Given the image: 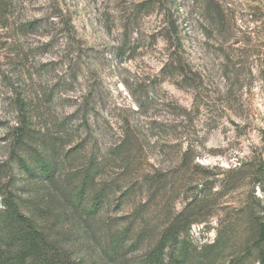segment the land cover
<instances>
[{
	"label": "rangeland",
	"instance_id": "obj_1",
	"mask_svg": "<svg viewBox=\"0 0 264 264\" xmlns=\"http://www.w3.org/2000/svg\"><path fill=\"white\" fill-rule=\"evenodd\" d=\"M8 189L78 264H152L183 211L164 264H264V0H0Z\"/></svg>",
	"mask_w": 264,
	"mask_h": 264
},
{
	"label": "trees",
	"instance_id": "obj_2",
	"mask_svg": "<svg viewBox=\"0 0 264 264\" xmlns=\"http://www.w3.org/2000/svg\"><path fill=\"white\" fill-rule=\"evenodd\" d=\"M173 61L175 59H172ZM30 123L29 116L22 111L19 124L15 128L17 143L23 142L32 129ZM85 185L86 183L82 189ZM1 197L0 264H78L68 251L41 227L34 215L22 210V202L25 200L21 196L8 189L1 193ZM185 212L177 216L182 221L181 225L175 227V224H172L163 232L157 247L151 254L152 264H164L163 252L166 245L177 241L181 233L189 228L192 218ZM260 239H264V224Z\"/></svg>",
	"mask_w": 264,
	"mask_h": 264
}]
</instances>
